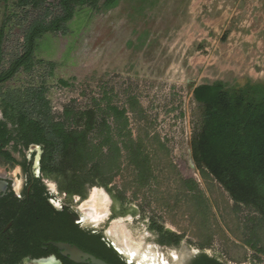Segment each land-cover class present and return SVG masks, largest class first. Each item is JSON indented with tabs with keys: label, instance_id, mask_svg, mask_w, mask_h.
<instances>
[{
	"label": "rangeland",
	"instance_id": "374dc122",
	"mask_svg": "<svg viewBox=\"0 0 264 264\" xmlns=\"http://www.w3.org/2000/svg\"><path fill=\"white\" fill-rule=\"evenodd\" d=\"M61 13L60 0L26 6L0 0V72L23 53L30 25ZM217 82L225 89L264 86V0H115L110 7L102 0L96 8L76 6L64 29L39 38L30 63L0 84V103L10 91L32 98L40 92L46 100L40 111L50 123L72 127L69 115L87 109L106 118L109 138L121 149L120 166L111 171L108 187L93 186L78 201L82 206L95 187L109 197L106 216L83 222L89 231L114 241L107 231L121 220L135 240L142 238L143 253L158 262L190 263L205 253L227 263L264 264L262 215L236 202L193 158L192 139L202 125L194 90ZM112 107L126 111L125 125L104 113ZM98 135L106 156L108 145ZM7 149L13 150L11 143ZM12 153L23 159V150ZM139 161L148 166L144 175ZM9 166V176L23 182L21 167ZM45 183L57 189L52 180ZM155 224L181 236L180 242L162 244Z\"/></svg>",
	"mask_w": 264,
	"mask_h": 264
},
{
	"label": "trees",
	"instance_id": "16d2710c",
	"mask_svg": "<svg viewBox=\"0 0 264 264\" xmlns=\"http://www.w3.org/2000/svg\"><path fill=\"white\" fill-rule=\"evenodd\" d=\"M32 1L18 0L23 6ZM101 1L60 0L63 13L53 21L37 20L25 31L24 51L7 71L0 72V84L13 78L30 63L39 38L64 29L65 23L73 19L76 6L96 8ZM114 3L115 0H103L107 7ZM4 38L5 30L0 27V59ZM19 93L10 91L2 96L4 103H0V109L4 117L0 118V155L15 160L10 151L3 149L12 139L25 145L42 144V170L47 177L58 182L61 191L86 198L91 187H108L113 177L111 171L118 164L120 166L121 149L109 138L111 127L106 118L99 117L96 109L79 111L69 115L72 127L67 128L59 122L50 123L42 114L40 109L46 100L40 92H36L34 98L31 93L25 96H19ZM194 95L202 108L201 129L192 139L195 162L202 170H208L236 202L254 207L264 218V86L225 89L217 82L196 87ZM111 112L125 125V110L112 107L110 111H104ZM9 121L15 135L8 128ZM99 133L104 137L103 144L109 148L106 156L98 139ZM127 147L131 149L129 145ZM141 150V147L135 149L138 159ZM104 159L108 160L105 163L108 167H104ZM138 164L142 166L140 174L149 170L146 163L139 161ZM153 227L162 237V244L180 242L181 236L156 224ZM93 237L105 249L115 252L101 240L100 235Z\"/></svg>",
	"mask_w": 264,
	"mask_h": 264
},
{
	"label": "flooded vegetation",
	"instance_id": "af4514ba",
	"mask_svg": "<svg viewBox=\"0 0 264 264\" xmlns=\"http://www.w3.org/2000/svg\"><path fill=\"white\" fill-rule=\"evenodd\" d=\"M2 116L4 117L3 114ZM11 127L13 124L9 121L8 128ZM10 143L13 149L11 151L7 149ZM3 149L10 151L15 160H8L0 155L7 163L4 165L0 162V264H95L89 259L73 260L54 242L76 246L82 252L108 264H140L122 249L117 239L111 241L104 234L91 232L84 226L83 222L90 220L84 207L85 200L82 206H78V201L84 198L80 194L71 195L61 191L58 182L44 174L41 163L44 151L42 144L25 145L12 139ZM21 150L24 154L23 159L19 160L12 151L21 153ZM12 163H17L25 173L23 182H17L14 176H9L12 172L7 168ZM46 180H52L57 189L54 191L50 187L53 190L50 191ZM73 197H78L75 203H72ZM107 234L110 233L107 231ZM93 235H100L101 240L115 252L105 249ZM161 240L159 234V241ZM148 257L156 261L155 264H169L164 260L162 263L158 262L160 259H156L157 257ZM180 264L238 263H227L201 253L190 263L182 261Z\"/></svg>",
	"mask_w": 264,
	"mask_h": 264
},
{
	"label": "bare ground",
	"instance_id": "6f19581e",
	"mask_svg": "<svg viewBox=\"0 0 264 264\" xmlns=\"http://www.w3.org/2000/svg\"><path fill=\"white\" fill-rule=\"evenodd\" d=\"M109 197L104 190L95 187L91 197L85 200L84 207L87 211V216L98 222L108 214ZM108 232L114 236L122 249L133 259H136L140 264H155L153 259L150 260L147 253H143V240H135L132 231L121 220L114 222ZM173 256L178 258V253L174 252ZM149 259V260H148Z\"/></svg>",
	"mask_w": 264,
	"mask_h": 264
},
{
	"label": "water",
	"instance_id": "95a60500",
	"mask_svg": "<svg viewBox=\"0 0 264 264\" xmlns=\"http://www.w3.org/2000/svg\"><path fill=\"white\" fill-rule=\"evenodd\" d=\"M1 185V182H0ZM56 246H58L61 250H63L64 254H68L71 256L73 260L76 261H85L87 259L91 260L95 264H108L102 259L96 258L95 256L82 252L78 247L72 246L67 243H59V242H54Z\"/></svg>",
	"mask_w": 264,
	"mask_h": 264
}]
</instances>
